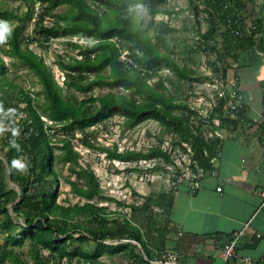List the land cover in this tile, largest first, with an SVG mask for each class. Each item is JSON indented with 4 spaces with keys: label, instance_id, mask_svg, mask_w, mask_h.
Masks as SVG:
<instances>
[{
    "label": "trees",
    "instance_id": "1",
    "mask_svg": "<svg viewBox=\"0 0 264 264\" xmlns=\"http://www.w3.org/2000/svg\"><path fill=\"white\" fill-rule=\"evenodd\" d=\"M26 1L27 6L22 13L0 8V21H7L9 27L12 20L22 22L32 17L33 6L39 3L41 11L28 41L44 46L51 38L64 35L86 37L92 42L82 48L70 40L73 46L81 50L67 60L61 57L58 62L64 71L61 85L40 55L22 45L20 23L5 34L7 48L2 47L3 52L15 59L13 65L24 66L31 71L41 88L30 91L13 81H7V66L0 56V150L6 148V166L11 179L17 181L18 185L17 188L6 190L2 173L6 167L0 165V192L3 193L0 199V231L6 234L4 245L0 244V264L5 261L22 264L24 261L20 254L24 248L33 264H63L64 259L70 264L74 258L77 264H108L100 259L104 253L114 255L127 247H135L132 243H107V238L137 242L141 251L131 252L134 263L151 264L166 249V237L172 231L168 221V210L173 202L172 192L151 193L139 204H130L132 212L137 211V216L123 214L122 218L110 219L102 206L90 201L100 193L94 171L77 166V153L68 144L56 160L74 164L70 169L75 179L67 178L66 181L73 194L86 200L61 203L57 201L58 190L53 188L57 175L49 178L53 171L54 147L49 144L46 130L55 128L74 135L78 129L85 133L87 127L114 115L122 116L123 125L131 128L154 119L163 126V133H173L178 141L191 143L200 164L209 166L219 146V139L214 137L205 141L199 128L197 133L191 130L185 110L196 112L187 103L177 102L168 94L164 80H171L170 77L159 75L155 83L150 82L162 68L172 71L178 79H191L192 71L185 65L180 66L174 57L179 43L168 42L164 33L170 27L163 20L160 22L161 30L153 39L147 33L148 29L133 18L137 5L146 6L148 13L154 17L166 10L160 4L167 0ZM190 1L195 4L196 13H199V5L195 0ZM202 2L212 25L216 24L219 13L228 31L232 32L236 28L233 22L230 23L224 17L236 7L244 8L242 0ZM59 6H64V9L55 13L54 10ZM46 17L54 18L51 24L44 23ZM209 33H200L205 45ZM231 38L235 40L233 44L230 41L235 48L233 59L241 52H253L250 50L253 44L251 36L233 33ZM122 50L127 51L124 60L120 57ZM95 87L100 92L86 95ZM105 88L106 91L103 90ZM79 93L83 95L79 96ZM20 102L25 103L22 110L27 114L20 122H16L15 118L21 110L18 107ZM223 104V100H220L210 119L220 114L221 126L230 129L236 125V120L229 115H222ZM218 109L219 114H216ZM6 123L10 126L9 130L5 127ZM17 126L20 127L18 130ZM212 127L215 128L213 123ZM84 143L93 145L90 141ZM158 147L153 145L147 151H117L115 147L104 149L109 157L123 161L162 156L167 159V155ZM203 147L208 149V156L202 155ZM21 157L27 159L25 174L19 171ZM13 161L17 162L15 167ZM152 205L166 209L167 221L164 225L157 223ZM90 240L95 243L92 251L75 244ZM43 250H47V253L43 254Z\"/></svg>",
    "mask_w": 264,
    "mask_h": 264
},
{
    "label": "rangeland",
    "instance_id": "2",
    "mask_svg": "<svg viewBox=\"0 0 264 264\" xmlns=\"http://www.w3.org/2000/svg\"><path fill=\"white\" fill-rule=\"evenodd\" d=\"M27 3L26 0H0V8L13 9L22 13L25 11ZM195 3L198 4L199 9H201L199 13H196L195 4L190 0H167L160 4V7L166 10L157 13L154 17L148 13L146 6L137 8L136 11L133 12V18L136 23H140L143 28L146 27L148 29L147 33L154 37L153 39H155V35L161 30L160 22L163 20L167 23L170 28L164 34L168 42L171 44L174 42L179 43L176 53L174 54L177 63H179L180 66L185 65L187 69L192 71L191 79L183 80L178 79L177 76L167 68H162L158 72V75L151 79L150 82L155 83L159 75L170 77L171 80L165 78L164 86L168 94L172 95L177 102L201 103L202 108H204L208 103V99L217 98L218 104L220 100H223L224 104L228 106L232 99L228 88L230 85L229 79L231 78V75H229L230 67L234 60L232 53L235 51L234 45H232L235 43V40L231 38L233 33L228 31L223 21H217L216 24L212 25L209 17L204 12L205 4L202 0H195ZM63 9L64 6H59L54 12L59 13ZM40 11L41 8L39 3H35L32 17L25 18L22 22L12 20L10 28L20 23L21 29L19 35L20 38H22V45L29 47L39 54L42 60L51 69L57 82L62 85L64 71L59 67L58 62L61 57L67 60L71 56L77 55L81 50L80 47L73 46L70 40L72 43L74 42L79 46L81 45L82 48L85 45H90L92 40L86 37L62 35L57 38H51L44 46H40L36 42L28 41L27 39L31 37L35 20ZM245 11L246 8L243 9L244 18L249 20L250 16L245 13ZM53 19V17H46L44 23L51 24ZM206 32L210 33L207 37V44L205 45L202 42L200 33ZM243 33L246 34L247 30L244 29ZM5 41L6 39L0 42V56L7 66V81H13L30 91H38L41 88V84L38 83L34 74L24 66L13 65L12 62H14L15 59L3 52L2 47L7 48ZM230 41L232 44H230ZM126 55L127 51L122 50L121 59L124 60ZM103 90L106 91L107 88ZM123 91L125 92L126 90ZM98 92H100V89L95 87L86 95L89 93L97 94ZM82 95L83 94L79 93V96ZM24 106L25 103L23 102L18 104L21 110L15 118L16 122H20L25 118L27 112L22 110ZM12 111L14 112V109H12ZM215 112L218 114L219 109ZM123 121L124 118L122 116L114 115L87 127L85 133L76 129L74 135L64 130H56L55 128L46 130L49 144L54 147L53 171L49 175V178H52L55 174L57 175V181L54 180L53 186L59 193L57 201L67 204L68 202L75 203L86 200L81 196L73 194L70 185L66 181L67 178L75 179V175L70 169L74 164L72 162L56 160L57 156L68 147V144L77 153V166L80 165L94 171L99 182L100 193L94 196L90 201L102 206L104 211L108 213L110 219H115L117 217L122 218L123 214H126L128 217L131 215L137 216V211L132 212L130 204L137 205L143 201L145 196L151 193H157L163 189L160 182L157 180L151 181L149 175H142L140 172L141 170L134 167L137 161L131 160L127 162L113 159L109 157L107 150L104 149V147L108 149L115 147L117 151L131 150L132 148L147 151V147H151L157 144L161 138H165L166 134L161 130L163 126L154 119H148L138 126L130 128L123 125ZM46 125H48V123H46ZM5 127L7 130L10 128L7 123ZM18 128L20 127L17 126L16 129L18 130ZM84 141H90L93 145H86ZM135 146L136 148H134ZM5 151L6 148L0 150V159L2 160L0 165H5L6 167V171L2 173L4 177L3 182L6 186V190H8L12 187L17 188L18 185L17 181L11 179L10 171L6 166ZM149 163L150 162L147 161L144 165ZM136 164H138V162ZM26 165L27 159L21 157L19 166L21 174L27 173ZM2 195L3 193L0 192V199ZM151 207L157 223L159 225H164L167 221L166 209L157 205H152ZM21 219L23 220V218ZM5 240L6 234L0 231V244L4 245ZM105 241L112 244L120 242L132 243L135 247L133 249L127 247L114 255H109L106 252L100 257L102 261L108 264H136L134 263V257L131 252H140L141 249L139 245L130 239L116 240L107 238ZM75 244L81 245L84 249L91 251L95 246L92 240L85 243L75 242ZM24 249V252L20 254V257L24 261L22 264H33V261L26 253V248ZM42 253H47V250H43ZM166 253L167 249L162 251L159 257L152 260L151 264H169ZM159 260L162 262L157 263ZM3 264L11 263L5 261ZM63 264H68V260L64 259ZM70 264H77V260L74 258Z\"/></svg>",
    "mask_w": 264,
    "mask_h": 264
},
{
    "label": "crops",
    "instance_id": "3",
    "mask_svg": "<svg viewBox=\"0 0 264 264\" xmlns=\"http://www.w3.org/2000/svg\"><path fill=\"white\" fill-rule=\"evenodd\" d=\"M242 2L245 13L259 23L264 40V0ZM237 58L230 67L229 81L231 89L240 95L241 114L234 118L235 126L218 129L219 146L205 166L201 186L193 194L184 185L159 191L173 194L168 210L172 231L167 234L166 249L176 254V264H223L220 250L230 234L240 229L238 253L264 255V204L260 195L264 190V60L250 51L241 52Z\"/></svg>",
    "mask_w": 264,
    "mask_h": 264
},
{
    "label": "built area",
    "instance_id": "4",
    "mask_svg": "<svg viewBox=\"0 0 264 264\" xmlns=\"http://www.w3.org/2000/svg\"><path fill=\"white\" fill-rule=\"evenodd\" d=\"M227 8V5H224ZM244 8L236 7L230 15L224 17L230 23L233 22L236 28L232 32L239 36H251L253 44L250 48L256 55L260 56L264 60V40L261 37V27L257 20L250 17L249 20L244 18L243 13ZM217 13V21H221ZM242 20V22H241ZM241 23V24H240ZM244 29L247 33H243ZM230 83V81H229ZM231 84V83H230ZM229 93L231 96L230 105L224 104L222 107V115H229L232 118H237L239 113V108L242 107L240 102V95L236 91L231 89L229 85ZM220 96V95H219ZM218 99H208L207 105L202 108L201 103H189L187 102L189 108L194 112H186L187 123L194 133H197L198 128L204 135L205 141H209L214 137L219 136L218 129L221 126L220 114L210 119V115L213 110L218 106ZM239 100V101H238ZM226 105V106H225ZM215 125V128L212 127ZM262 126L264 127V94H263V116H262ZM138 126V125H136ZM131 128V127H130ZM134 128V127H133ZM179 139L173 134H166L165 138H161L157 144L154 146H159L166 155L165 157H151V158H141L135 160L134 167L140 169L142 175H149L151 181L157 180L163 186L166 191L172 190L180 185L187 187L190 194H193L196 189H198L202 184V178L206 174L205 166L201 165L197 159V153L193 149L191 143L187 141H178ZM153 146V145H152ZM136 148V146L134 147ZM148 149L151 147H147ZM136 150V149H131ZM143 150V149H138ZM202 155L208 156L209 152L206 147L202 148ZM150 162L144 165L145 162ZM211 161V159H210ZM129 162V161H127ZM214 173V170H212ZM149 173V174H147ZM143 178V176H142ZM217 191L221 190V186L216 187ZM262 198L261 205L264 204V190L260 191ZM248 223L245 224L247 226ZM243 229L234 231L230 234L228 241L223 245L220 250V257L223 264H264V255L260 257H254L246 254H239L236 252V245L242 234ZM258 236H261L258 233ZM166 257L169 264H176V254L174 252H167ZM159 260L157 263H161Z\"/></svg>",
    "mask_w": 264,
    "mask_h": 264
},
{
    "label": "clouds",
    "instance_id": "5",
    "mask_svg": "<svg viewBox=\"0 0 264 264\" xmlns=\"http://www.w3.org/2000/svg\"><path fill=\"white\" fill-rule=\"evenodd\" d=\"M138 8H142L141 5H137ZM11 29L7 23V21H0V42H3L5 39V34L10 33ZM17 164L16 161H13V166L15 167Z\"/></svg>",
    "mask_w": 264,
    "mask_h": 264
},
{
    "label": "water",
    "instance_id": "6",
    "mask_svg": "<svg viewBox=\"0 0 264 264\" xmlns=\"http://www.w3.org/2000/svg\"><path fill=\"white\" fill-rule=\"evenodd\" d=\"M134 243H136L137 245H139L137 242L133 241ZM140 246V245H139Z\"/></svg>",
    "mask_w": 264,
    "mask_h": 264
}]
</instances>
